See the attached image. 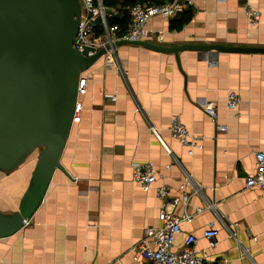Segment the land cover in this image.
<instances>
[{
	"label": "crops",
	"instance_id": "0c3cea01",
	"mask_svg": "<svg viewBox=\"0 0 264 264\" xmlns=\"http://www.w3.org/2000/svg\"><path fill=\"white\" fill-rule=\"evenodd\" d=\"M189 1L186 23V15L148 23V31L161 33L153 43L264 48V0ZM246 5L260 12L256 26L244 15ZM117 59L123 74L103 60L89 69L62 170L54 172L27 225L0 239V264H147L135 246L146 227L160 226L156 189L166 186L170 198H180L185 175L199 192L186 187L188 204L173 213L201 212L181 223L172 248L193 235L203 264H264V190L244 186L255 173L253 154L264 152V55L184 51L176 57L122 45ZM230 92L240 100L233 110L225 105ZM206 106L215 108L214 122ZM173 116L201 145L191 155L170 136ZM167 151L177 161L169 171ZM146 163L164 175L148 189L131 181L133 166ZM33 166L0 172L4 213L17 210ZM211 221L218 232L214 248L202 238Z\"/></svg>",
	"mask_w": 264,
	"mask_h": 264
},
{
	"label": "water",
	"instance_id": "95a60500",
	"mask_svg": "<svg viewBox=\"0 0 264 264\" xmlns=\"http://www.w3.org/2000/svg\"><path fill=\"white\" fill-rule=\"evenodd\" d=\"M78 0H0V172L10 173L29 161L34 166L16 211L0 208V239L23 228L41 203L72 126L80 73L104 53L74 47ZM159 53L189 51L262 54L264 48L220 44H160L121 40Z\"/></svg>",
	"mask_w": 264,
	"mask_h": 264
},
{
	"label": "built area",
	"instance_id": "2783aa9c",
	"mask_svg": "<svg viewBox=\"0 0 264 264\" xmlns=\"http://www.w3.org/2000/svg\"><path fill=\"white\" fill-rule=\"evenodd\" d=\"M78 2L80 5V16L73 47L80 53L84 48L92 49L93 52H89V56L98 50L104 49V53L99 60H103L105 65H112L117 72L122 74L124 70L117 59V47H114L116 42L125 40L153 43L156 38L161 36V33L146 29L152 19H174L192 5L189 0H164L158 4L134 3L126 8L129 22L125 32L119 35L118 24H110L109 22L110 19L116 20L122 17V12L118 11V8L105 6L103 0H78ZM243 12L250 26L258 24L260 17L258 10L246 5L243 8ZM89 69L80 73L78 78L72 124L78 122L80 118L82 109L81 98L86 93ZM104 98L115 101V97L112 95L105 94ZM239 103V97L235 93L230 92L227 96L226 108L233 110ZM204 111L214 122L216 118L215 108L206 106ZM216 129L219 131L226 130L225 127L220 126H216ZM168 131L173 139L182 146L189 148L188 154H192V149L201 148V145L196 142L197 140L190 138L178 116L171 118ZM167 152L171 156V163L165 165L164 169L169 171L173 163H177V161L169 151ZM253 156L256 166L255 173L245 178L244 186L246 189L258 188L264 190V152H255ZM163 178L164 175L158 172L150 163L133 166L131 181L144 189L150 188L157 179L162 180ZM186 187H190L193 193L199 192L191 177L187 175H185L184 180L179 185V189L182 192L180 198H170L166 186L156 189V196L161 201V207L158 211L160 226L157 228L146 227L143 230L141 239L135 246V251L146 260L147 264H203L196 249L198 239L195 236H187L180 249L174 250L172 248L175 236L181 233V223H190L193 215L201 212V208H196L194 214L184 213L181 217L174 215L173 210L179 203L183 204L184 208L188 204L190 195L185 191ZM206 206L211 210L213 209L208 203H206ZM218 219L220 220L219 217ZM26 225L27 221H24L23 227ZM217 235L218 232L214 228L213 221L209 222L202 232V238L207 241L209 248L216 246Z\"/></svg>",
	"mask_w": 264,
	"mask_h": 264
},
{
	"label": "trees",
	"instance_id": "16d2710c",
	"mask_svg": "<svg viewBox=\"0 0 264 264\" xmlns=\"http://www.w3.org/2000/svg\"><path fill=\"white\" fill-rule=\"evenodd\" d=\"M164 0H103V3L105 6L110 7V8H118V11L122 12V17L119 19H110L109 22L110 24H118L119 26V35H122L127 27V24L129 22L128 16H127V11L126 8L131 6L134 3L140 2V3H151V4H158L162 3ZM188 8L187 10H189ZM186 10V11H187ZM181 15H186V12L184 11L181 13ZM188 15L184 16V21L183 23H186L188 20Z\"/></svg>",
	"mask_w": 264,
	"mask_h": 264
}]
</instances>
